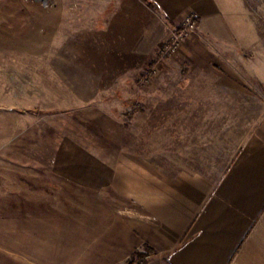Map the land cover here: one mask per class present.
<instances>
[{
    "label": "crops",
    "instance_id": "0c3cea01",
    "mask_svg": "<svg viewBox=\"0 0 264 264\" xmlns=\"http://www.w3.org/2000/svg\"><path fill=\"white\" fill-rule=\"evenodd\" d=\"M150 1L154 7L94 0L90 55L129 64V56L149 55L184 14H193L197 29L184 52L200 48L209 62L200 58L205 66L185 75L184 104L169 106L164 121L143 124L152 131L136 153L86 169L79 158L68 169L25 168L19 189L11 169L9 208L22 205L17 194L24 193L33 194V208L54 209L36 216H46L43 224L59 219V234L46 238L57 249H28L59 264H126L145 247V264H264V101L234 123L242 118L241 98L264 97L256 17L248 0ZM80 25L75 21L70 37L84 44ZM34 224L25 239L46 241Z\"/></svg>",
    "mask_w": 264,
    "mask_h": 264
},
{
    "label": "rangeland",
    "instance_id": "374dc122",
    "mask_svg": "<svg viewBox=\"0 0 264 264\" xmlns=\"http://www.w3.org/2000/svg\"><path fill=\"white\" fill-rule=\"evenodd\" d=\"M248 3L262 43L264 0ZM93 6L94 0H0V264H59L57 257L31 253L39 252L41 246L57 249L53 247L57 242L46 238L59 234L60 225L55 223L59 219L48 217L50 223L43 224L46 216H36L54 209L33 208V194L25 199L24 193L17 194L18 203L23 204L9 208L11 169L17 176L25 168L68 169L78 158L86 169L95 162H110L120 152L136 153L142 137L152 131L143 124L164 121L169 106L184 104L185 75L209 62L200 48L192 54L184 52V42L196 32V19L194 31L175 54L162 56L161 47L180 29L183 15L168 39L149 55L129 56V64H105L111 58L91 56L88 47ZM75 21L82 24L84 44L70 37L78 29ZM261 101L262 96L241 98L242 118L234 123H242ZM22 183L23 177L18 176V189ZM32 222L46 241L40 236L25 239L23 234L27 227L32 229Z\"/></svg>",
    "mask_w": 264,
    "mask_h": 264
},
{
    "label": "built area",
    "instance_id": "2783aa9c",
    "mask_svg": "<svg viewBox=\"0 0 264 264\" xmlns=\"http://www.w3.org/2000/svg\"><path fill=\"white\" fill-rule=\"evenodd\" d=\"M196 27L195 18L191 13L184 14L180 24V29L175 32L171 39L161 47L162 56H172L180 47V44L189 33L194 31Z\"/></svg>",
    "mask_w": 264,
    "mask_h": 264
},
{
    "label": "trees",
    "instance_id": "16d2710c",
    "mask_svg": "<svg viewBox=\"0 0 264 264\" xmlns=\"http://www.w3.org/2000/svg\"><path fill=\"white\" fill-rule=\"evenodd\" d=\"M143 1L146 2L150 7L155 6V4L150 0H143ZM149 254H150V249L148 247H145L144 251L136 250L131 254L126 264H145Z\"/></svg>",
    "mask_w": 264,
    "mask_h": 264
}]
</instances>
